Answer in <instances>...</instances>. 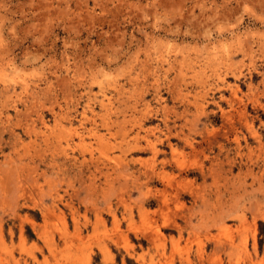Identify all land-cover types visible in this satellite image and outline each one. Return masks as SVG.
Here are the masks:
<instances>
[{"label": "rangeland", "instance_id": "1", "mask_svg": "<svg viewBox=\"0 0 264 264\" xmlns=\"http://www.w3.org/2000/svg\"><path fill=\"white\" fill-rule=\"evenodd\" d=\"M0 264H264V0H0Z\"/></svg>", "mask_w": 264, "mask_h": 264}, {"label": "bare ground", "instance_id": "2", "mask_svg": "<svg viewBox=\"0 0 264 264\" xmlns=\"http://www.w3.org/2000/svg\"><path fill=\"white\" fill-rule=\"evenodd\" d=\"M222 79V78H221ZM25 84V83H24ZM238 87V86H237ZM237 87L236 88H234V91H236V89H237ZM220 263V262H219Z\"/></svg>", "mask_w": 264, "mask_h": 264}]
</instances>
